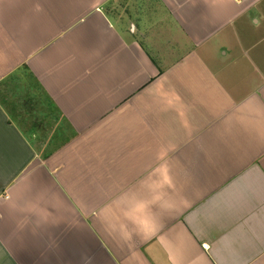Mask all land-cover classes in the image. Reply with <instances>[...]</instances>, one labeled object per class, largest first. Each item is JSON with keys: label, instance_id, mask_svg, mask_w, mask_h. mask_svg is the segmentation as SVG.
Wrapping results in <instances>:
<instances>
[{"label": "crops", "instance_id": "obj_1", "mask_svg": "<svg viewBox=\"0 0 264 264\" xmlns=\"http://www.w3.org/2000/svg\"><path fill=\"white\" fill-rule=\"evenodd\" d=\"M0 264H264V0H0Z\"/></svg>", "mask_w": 264, "mask_h": 264}, {"label": "rangeland", "instance_id": "obj_2", "mask_svg": "<svg viewBox=\"0 0 264 264\" xmlns=\"http://www.w3.org/2000/svg\"><path fill=\"white\" fill-rule=\"evenodd\" d=\"M11 84V85H7L8 86V88H9V91H10V89H13V87H12V85H15V84H17V81H14V83H11L10 81H8V84ZM21 92V91H20ZM21 96V97H20ZM6 98L8 99V100H11V98L13 99V98H20L21 100H22V98H23V96H22V94H18L17 95V93H16V91H11V93H8L7 95H6ZM14 100V99H13ZM36 117H39L40 118V116H36ZM40 132V135H39V138L40 139H42L43 137H44V135H43V130H40L39 131Z\"/></svg>", "mask_w": 264, "mask_h": 264}, {"label": "clouds", "instance_id": "obj_3", "mask_svg": "<svg viewBox=\"0 0 264 264\" xmlns=\"http://www.w3.org/2000/svg\"><path fill=\"white\" fill-rule=\"evenodd\" d=\"M148 223H150V221H148L147 219H145L143 222H141V224L139 225L140 228L145 227Z\"/></svg>", "mask_w": 264, "mask_h": 264}]
</instances>
